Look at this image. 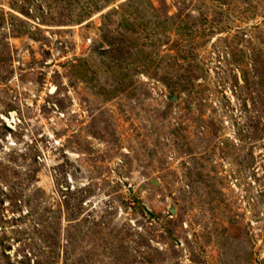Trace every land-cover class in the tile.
<instances>
[{
	"label": "rangeland",
	"instance_id": "obj_1",
	"mask_svg": "<svg viewBox=\"0 0 264 264\" xmlns=\"http://www.w3.org/2000/svg\"><path fill=\"white\" fill-rule=\"evenodd\" d=\"M0 264H264V0H0Z\"/></svg>",
	"mask_w": 264,
	"mask_h": 264
},
{
	"label": "water",
	"instance_id": "obj_2",
	"mask_svg": "<svg viewBox=\"0 0 264 264\" xmlns=\"http://www.w3.org/2000/svg\"><path fill=\"white\" fill-rule=\"evenodd\" d=\"M120 180L123 182V184H124L127 188L130 187L129 181L126 180L125 178H123L121 175H120ZM141 206H142V204H141ZM142 207H143V209H144V212H145L146 216H150V217L152 218V217H153V214L150 212V210H149L147 207H145V206H142ZM170 212L174 215L176 211H175V209L171 208V209H170Z\"/></svg>",
	"mask_w": 264,
	"mask_h": 264
}]
</instances>
